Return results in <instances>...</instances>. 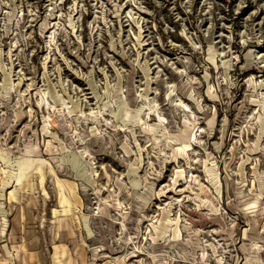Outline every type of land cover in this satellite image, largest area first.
I'll use <instances>...</instances> for the list:
<instances>
[{
	"label": "rangeland",
	"instance_id": "obj_1",
	"mask_svg": "<svg viewBox=\"0 0 264 264\" xmlns=\"http://www.w3.org/2000/svg\"><path fill=\"white\" fill-rule=\"evenodd\" d=\"M0 264H264V0H0Z\"/></svg>",
	"mask_w": 264,
	"mask_h": 264
}]
</instances>
